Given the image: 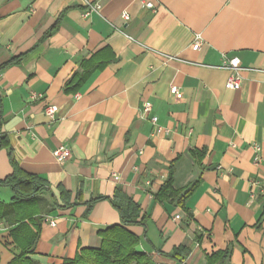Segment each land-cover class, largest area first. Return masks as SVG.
I'll use <instances>...</instances> for the list:
<instances>
[{
	"label": "crops",
	"instance_id": "1",
	"mask_svg": "<svg viewBox=\"0 0 264 264\" xmlns=\"http://www.w3.org/2000/svg\"><path fill=\"white\" fill-rule=\"evenodd\" d=\"M145 1L156 11L0 0V264L20 253L13 231L29 221L35 264L100 248L99 233L122 223L118 190L148 217L128 229L151 264H264V0ZM231 58L244 68L238 90L220 68ZM14 173L45 187L23 198L4 183ZM169 177L191 191L182 206L156 198Z\"/></svg>",
	"mask_w": 264,
	"mask_h": 264
},
{
	"label": "trees",
	"instance_id": "2",
	"mask_svg": "<svg viewBox=\"0 0 264 264\" xmlns=\"http://www.w3.org/2000/svg\"><path fill=\"white\" fill-rule=\"evenodd\" d=\"M4 183L12 186L23 198H30L41 192L45 187L44 182L37 176L25 175L20 177L16 173L7 178ZM172 187L173 182L170 179L165 183L156 198L176 195V197L178 196V204L182 206L191 191L184 192L185 188L173 191ZM173 198L175 199V197ZM17 199L14 198V200ZM112 203L119 211L122 223L111 226L99 233L102 239L100 248L81 249L73 259H66L63 264H151L150 256L138 250L139 237L128 229L129 226L146 225L148 217L142 213L141 206L131 197L122 193L121 190L117 191ZM0 209H2V206H0ZM39 233L40 226L34 221H29L28 230L22 231L20 225L19 228L13 231V239L21 251L9 264H35L30 256ZM180 249L186 250L185 247ZM170 257L179 262L184 261L182 258L179 259L176 253Z\"/></svg>",
	"mask_w": 264,
	"mask_h": 264
},
{
	"label": "built area",
	"instance_id": "3",
	"mask_svg": "<svg viewBox=\"0 0 264 264\" xmlns=\"http://www.w3.org/2000/svg\"><path fill=\"white\" fill-rule=\"evenodd\" d=\"M142 5L144 8H147V9L151 10L152 12H155L157 9L155 4L150 2V1L142 0ZM99 9H100V5H95L94 7H92V10L89 13L85 14V16H89L91 14V12H97ZM121 18H122V20L128 22L131 19V16L128 12L124 11L121 14ZM200 46H201V39L198 38V40L194 44L193 48L198 49ZM166 58H168V60L176 59L175 57H172V56H166ZM220 68L228 70L230 72V75H229L227 83H226V87L229 89H233V90L240 89L242 86V81H243L242 72L244 71V68L241 66L238 58H231V59L225 60L223 62V64L220 66ZM170 89H171V92L176 96L177 99L182 98V92L178 86L172 85L170 87ZM150 110H151V105L149 103H147L145 105V111L148 112ZM56 111H57L56 106H50L47 110V115L49 117H53V115L55 114ZM152 121L156 123L157 118L153 117ZM157 132L158 133L164 132L166 134H169L168 130H163L161 127H158ZM255 148L257 151L260 150V148L258 146H256ZM53 154L59 163L64 164L66 161H68L72 157L71 145L69 143H64L61 146H59L58 148H56L54 150ZM253 184L255 185L256 183H253ZM262 191L264 192V189ZM253 197H254V195L252 194V198ZM177 218H179V216H177ZM51 223H52V225H54V222H51Z\"/></svg>",
	"mask_w": 264,
	"mask_h": 264
}]
</instances>
